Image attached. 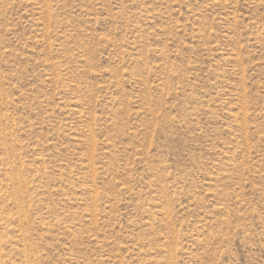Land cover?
<instances>
[{
    "label": "rangeland",
    "instance_id": "374dc122",
    "mask_svg": "<svg viewBox=\"0 0 264 264\" xmlns=\"http://www.w3.org/2000/svg\"><path fill=\"white\" fill-rule=\"evenodd\" d=\"M0 264H264V0H0Z\"/></svg>",
    "mask_w": 264,
    "mask_h": 264
}]
</instances>
